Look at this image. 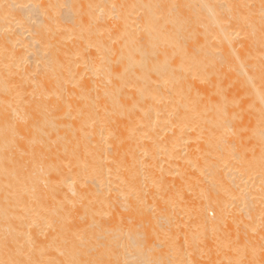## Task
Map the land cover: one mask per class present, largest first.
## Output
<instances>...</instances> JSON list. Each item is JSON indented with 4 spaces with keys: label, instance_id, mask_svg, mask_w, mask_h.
Instances as JSON below:
<instances>
[{
    "label": "bare ground",
    "instance_id": "6f19581e",
    "mask_svg": "<svg viewBox=\"0 0 264 264\" xmlns=\"http://www.w3.org/2000/svg\"><path fill=\"white\" fill-rule=\"evenodd\" d=\"M138 1L0 0V264H264V0Z\"/></svg>",
    "mask_w": 264,
    "mask_h": 264
},
{
    "label": "rangeland",
    "instance_id": "374dc122",
    "mask_svg": "<svg viewBox=\"0 0 264 264\" xmlns=\"http://www.w3.org/2000/svg\"><path fill=\"white\" fill-rule=\"evenodd\" d=\"M207 3H210V4H212L215 8H217L218 6H217V4L218 3H216L217 2V0H205ZM213 1H215V4H216V6H215V4H213L214 2ZM142 2H151V1H149V0H140V1H138L137 3H142ZM212 2V3H211ZM162 5V6H159V8H158V5ZM156 5V4H155ZM158 5H156L155 7L158 9V10H160V14L162 13V15H164V19H165V21L167 22V26L166 27H168L169 25L171 26H169L168 27V29H176V32H178V34H180L181 36H182V34L184 35V37L185 36H189V33H190V31H192V33L193 34H191V35H194L193 37H202V36H200V33H202V31L203 32H205V30H204V28H206V29H213V26H211V25H209L208 24V20H207V13H206V10L203 8V10L201 9L202 8V6L201 7H199V6H192V8H187V9H185V8H182L181 10H179V12H178V10H172L171 8H167V6H165L164 7V5H163V2H159L158 1ZM203 5V4H202ZM162 7V8H161ZM164 7V8H163ZM156 8H155V11H157L156 10ZM167 8V9H166ZM161 9H163V10H161ZM192 9V10H191ZM195 9V10H194ZM167 10H169V11H167ZM190 10V11H189ZM202 10V11H201ZM136 11L137 12H139L140 11V9H136ZM173 11V12H172ZM194 13H193V12ZM201 11V12H200ZM141 12H142V10H141ZM175 12V13H174ZM196 12V13H195ZM179 13V14H178ZM181 13V14H180ZM172 15H176V17H177V20L175 21V22H173V20L174 19H172V17L171 16ZM179 15H181L180 16V18H179ZM170 16V17H169ZM183 16V17H182ZM183 18V19H182ZM200 21V22H199ZM202 22V23H201ZM207 22V23H206ZM173 23V24H172ZM169 24V25H168ZM176 24V25H175ZM204 24V25H203ZM175 25V26H174ZM178 25H179V27H178ZM180 25H181V27H180ZM208 25V26H207ZM208 28H207V27ZM211 26V27H210ZM173 27V28H172ZM195 27V28H194ZM210 27V28H209ZM196 29V30H195ZM195 32V33H194ZM197 32H200V33H197ZM182 33V34H181ZM197 33V34H196ZM202 35V34H201ZM190 37V36H189ZM210 217L212 218L213 217V215H211L210 214Z\"/></svg>",
    "mask_w": 264,
    "mask_h": 264
}]
</instances>
